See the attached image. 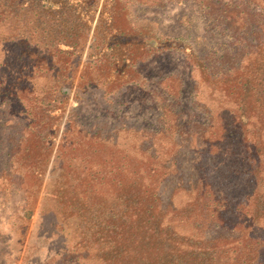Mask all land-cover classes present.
<instances>
[{
	"label": "rangeland",
	"instance_id": "rangeland-1",
	"mask_svg": "<svg viewBox=\"0 0 264 264\" xmlns=\"http://www.w3.org/2000/svg\"><path fill=\"white\" fill-rule=\"evenodd\" d=\"M254 15L263 20L264 0H100L87 45L69 53L32 38L28 22L23 31L16 18L0 22V264H100L89 240L96 221L75 213L102 207L93 196L141 159L167 168L166 206L213 190L233 229L256 186L250 142L232 99L202 70H222L231 33ZM250 233L264 236V223Z\"/></svg>",
	"mask_w": 264,
	"mask_h": 264
},
{
	"label": "trees",
	"instance_id": "trees-1",
	"mask_svg": "<svg viewBox=\"0 0 264 264\" xmlns=\"http://www.w3.org/2000/svg\"><path fill=\"white\" fill-rule=\"evenodd\" d=\"M99 2L0 0V22L6 25L16 18L20 31L28 22L32 38L38 37L48 50L69 53L87 45ZM228 7L236 25H241L237 9L242 2L233 1ZM103 16L104 9L95 36L101 31ZM249 22L251 26L246 30L236 28L231 33L236 46L219 57L222 70H202L204 78L212 77L213 84L232 99L245 130L244 139L250 142L249 161L256 186L237 207V212L243 214L239 222L226 230L228 223L220 211L219 199L210 189L202 192L198 188L184 209L166 206L160 182L168 177L167 168L141 159L135 173L124 168L118 178H108L112 192L93 196L105 199L102 207L90 210L80 206L75 213L80 220L96 221L89 240L100 264H264V236L250 233L253 226L264 223V16L260 21L254 15ZM62 46L66 49H60ZM228 58L234 63L225 64ZM209 72L212 76L207 75ZM209 131L206 128L204 133ZM225 132V128L217 127L213 133H218L217 140L222 141ZM186 212L189 214L184 216ZM177 218L190 223L197 234L182 232ZM210 229L218 230V235L203 234Z\"/></svg>",
	"mask_w": 264,
	"mask_h": 264
}]
</instances>
